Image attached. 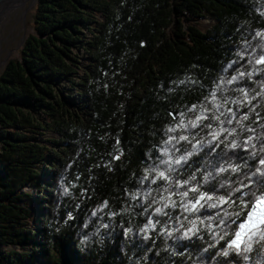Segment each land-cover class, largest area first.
Here are the masks:
<instances>
[{
	"label": "trees",
	"instance_id": "trees-1",
	"mask_svg": "<svg viewBox=\"0 0 264 264\" xmlns=\"http://www.w3.org/2000/svg\"><path fill=\"white\" fill-rule=\"evenodd\" d=\"M33 19L0 79V264H264V225L229 247L264 196V0H38Z\"/></svg>",
	"mask_w": 264,
	"mask_h": 264
},
{
	"label": "rangeland",
	"instance_id": "rangeland-1",
	"mask_svg": "<svg viewBox=\"0 0 264 264\" xmlns=\"http://www.w3.org/2000/svg\"><path fill=\"white\" fill-rule=\"evenodd\" d=\"M37 2L38 0H36L34 4L28 3L26 11L23 12L18 18H13L9 23L6 22L7 24L5 23L0 26V79L4 74L8 63L12 59L17 58L20 55V50L23 48L26 40L31 34L34 33L33 17ZM213 23L214 21L206 19L200 21L199 24L201 28H205L209 27ZM89 63L90 62L88 59L84 60V64L86 66H88ZM228 71H231L230 68L225 69L224 76L226 77V79H223L221 85L226 86L230 85L232 82H240L242 80L241 77L236 75L233 78H231V76L227 77ZM192 122H179V124L175 127H166V129L163 131V137L158 138L156 142V156L152 158L153 165H151L154 172H164L166 168L171 167L172 163H174V161L177 159L176 149L181 143L180 137L177 136V132H179L180 130L190 131L191 127L193 126ZM169 164L171 165L169 166ZM146 180L147 176L142 178L143 182H145ZM258 227H255L252 230L246 232V234L241 238V240L244 239L248 233L255 231V229L257 230Z\"/></svg>",
	"mask_w": 264,
	"mask_h": 264
},
{
	"label": "snow or ice",
	"instance_id": "snow-or-ice-1",
	"mask_svg": "<svg viewBox=\"0 0 264 264\" xmlns=\"http://www.w3.org/2000/svg\"><path fill=\"white\" fill-rule=\"evenodd\" d=\"M261 225H264V196L256 200L255 204L252 205L251 212L247 214V221L240 225L241 231L237 232L236 239L231 242L229 247L234 246L236 248H240L241 238L246 234V232ZM224 255L227 256L228 253L225 252Z\"/></svg>",
	"mask_w": 264,
	"mask_h": 264
},
{
	"label": "bare ground",
	"instance_id": "bare-ground-1",
	"mask_svg": "<svg viewBox=\"0 0 264 264\" xmlns=\"http://www.w3.org/2000/svg\"><path fill=\"white\" fill-rule=\"evenodd\" d=\"M35 2L36 0H0V26L9 23L13 18H18L26 11L28 3Z\"/></svg>",
	"mask_w": 264,
	"mask_h": 264
}]
</instances>
